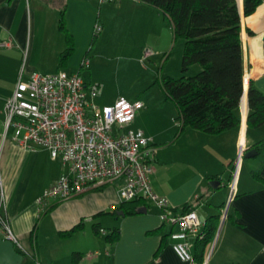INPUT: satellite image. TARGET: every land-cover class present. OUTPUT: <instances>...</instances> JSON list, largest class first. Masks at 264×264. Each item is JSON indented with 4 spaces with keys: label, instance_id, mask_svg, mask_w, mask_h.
<instances>
[{
    "label": "crops",
    "instance_id": "0c3cea01",
    "mask_svg": "<svg viewBox=\"0 0 264 264\" xmlns=\"http://www.w3.org/2000/svg\"><path fill=\"white\" fill-rule=\"evenodd\" d=\"M43 1L0 0V36L4 39L2 42H6L3 45L5 53H0V183L6 196L5 214L25 250L24 254L31 255L35 264H198L182 261L174 251V240L169 233L177 227L165 229V223L159 232H150L163 226L161 211L155 206L149 205L148 212L143 214L121 216L118 212L119 218L106 214L95 219L98 213L112 211L121 203L114 185L92 189L69 200L53 201L48 207L37 202L43 191L66 169L60 161L51 160L45 148L37 147L31 151L17 143L14 128H7L5 106L21 73H18L19 60L13 58L20 47H29L31 53L37 50L57 52L59 55L66 47L63 33V36L57 35L50 41L40 38L37 14L39 3ZM65 1L52 0V3L61 9L65 8ZM27 12L31 14L30 39L27 35ZM96 22L102 25L100 33L104 32L103 39L99 40L104 42L101 52L106 48L114 52L129 50L143 61L144 53L149 49L153 52L149 58L158 56L159 62L169 54L164 63L161 61L162 71L170 76L179 73L170 70L174 61L173 35L159 10L138 0L105 2L98 7ZM72 33L77 46L76 33ZM94 35L98 34L94 32ZM130 38H134V42H130ZM242 41L245 77L248 79L245 85L252 81L264 92V0L253 14L242 16ZM94 42L95 38L89 50L94 49ZM179 44L182 55L184 43L180 41ZM82 70L80 66L79 71ZM24 76L27 78L28 74ZM149 81L147 85L151 87L158 85L155 81L148 84ZM160 90H157L159 97L156 99L147 93L143 100L140 97L134 99L141 100L144 108L136 115L131 128L135 126L138 128L133 129L144 131L157 146L151 175L154 192L167 198L172 208L194 203L195 211L205 223L210 215L219 211L218 206L225 204V196L223 199L219 197V189L228 185L232 177L239 145L244 143L246 150L253 149V145L264 138V125L255 129L247 127L249 108L245 94L239 108L241 124L238 128L219 134H208L190 127L179 132L178 108L166 98L161 87ZM121 96L102 92L101 86L96 100L100 105L113 104ZM168 148L176 153L172 158L167 156ZM241 169L236 194L229 208L232 213L239 211L238 223L228 219L222 221L206 253V264H264V183L253 176V172H258L264 179V152L242 161ZM209 176L215 177L209 179ZM211 181H219L220 184L213 187ZM229 193L230 190L227 199ZM54 204L57 205L50 209ZM82 220L99 222L101 229L105 225L111 229L119 228V240L110 244L106 240L108 233H101V229L96 233L84 228L67 238L60 235V232L71 229ZM99 234L105 235V238ZM165 234H168V239L159 251ZM75 251L83 253L78 263L73 261ZM89 254L93 255L90 257ZM96 254L99 257L94 259Z\"/></svg>",
    "mask_w": 264,
    "mask_h": 264
},
{
    "label": "built area",
    "instance_id": "2783aa9c",
    "mask_svg": "<svg viewBox=\"0 0 264 264\" xmlns=\"http://www.w3.org/2000/svg\"><path fill=\"white\" fill-rule=\"evenodd\" d=\"M117 1L99 0V3ZM101 30L97 23L95 34ZM3 45L6 42H0V47ZM151 55L153 52L147 49L143 60ZM89 62L88 57L83 59L81 70L88 68ZM24 75L22 70L5 106L7 128H14V139L24 149L34 151L43 147L51 160L60 161L66 169L37 202L48 207L53 201L69 200L92 189L114 185L121 202L142 199L157 207L162 221L178 228L169 233L174 251L182 261L194 262V240L205 223L195 209L175 213L169 200L154 192L151 175L157 146L144 131L131 128L144 108L143 102L119 97L113 104L98 105L89 97L98 96L101 85L89 83L81 71L60 69L51 74L33 71L27 78ZM247 80L245 77L244 83ZM245 151L241 143L228 184V205L221 212L222 221L227 219L236 194ZM5 211L6 196L0 183V237L12 241L24 253ZM101 232L107 233L104 229Z\"/></svg>",
    "mask_w": 264,
    "mask_h": 264
},
{
    "label": "trees",
    "instance_id": "16d2710c",
    "mask_svg": "<svg viewBox=\"0 0 264 264\" xmlns=\"http://www.w3.org/2000/svg\"><path fill=\"white\" fill-rule=\"evenodd\" d=\"M145 5L159 10L169 24L173 42L184 40L182 54V72H187L194 64L201 70L194 76L182 75L174 78L165 74L163 63L169 54L163 58V63L155 83L160 85L167 99L173 101L178 108L177 122L179 132L190 127L208 134H219L238 128L241 124L240 104L247 94L249 112L246 118L248 128L255 129L264 125V92L258 89L252 81L244 83L245 65L242 41V16L253 14L263 0H243L241 11L238 0H138ZM59 29L65 36L66 47L59 55L58 69L67 66L76 52V39L67 25L66 8L59 17ZM258 154L264 152V138L253 145ZM253 176L264 183L258 172ZM215 176H209V179ZM54 204L50 209L54 208ZM150 206L142 199L123 201L112 211H102L94 216L112 214L121 216L138 214L141 207ZM210 215L194 240V262L203 264L206 253L211 245L222 219V208ZM194 203H186L181 208L175 207V213H185L194 210ZM238 210L229 212L227 219L238 223ZM159 229L150 231L159 232ZM85 228L84 220L69 230L60 232L64 238L71 237ZM94 231L99 233L101 224H93ZM119 228L111 229L106 240L114 244L119 240ZM168 234L162 237L159 251L165 246ZM25 256L23 252L17 249ZM158 251V252H159ZM157 252V253H158ZM83 253L75 251L73 261L78 263ZM42 264V263H41Z\"/></svg>",
    "mask_w": 264,
    "mask_h": 264
},
{
    "label": "rangeland",
    "instance_id": "374dc122",
    "mask_svg": "<svg viewBox=\"0 0 264 264\" xmlns=\"http://www.w3.org/2000/svg\"><path fill=\"white\" fill-rule=\"evenodd\" d=\"M64 4L66 8L67 25L72 32L76 33L77 46H76L75 54L69 60L67 66L61 68V70H65L67 72H72V71L78 72L82 60L85 57H88L90 61V66L89 68L82 70L81 74L83 77H85V79L92 80L94 81L93 83H99L102 86V92L103 91L108 92V94L111 95L119 94L122 95L121 97H125L128 100H134L135 98L138 97L142 99V97L144 98L146 93L151 95V97L154 99L159 97V92H157V90L161 91L160 86L152 85L153 87H151L147 85V82L151 80L149 81L150 83L148 84H152L156 80L158 76L159 66H161V61L163 60V57L166 55H164L162 57V60L159 62L160 57L158 56H153L151 58L141 61L139 59L140 57H135L136 53L130 52L129 50L125 51L124 49L114 52L110 50L108 51L106 48V50L101 52L100 47L103 46L104 42L103 41L100 42L99 40L103 39L104 32L99 33L97 36L94 35L95 32L94 26H96L95 24L97 23L96 20L98 16V7L100 5L99 0H66ZM39 8L40 10L39 13L37 14V23L38 26L41 27L40 38H44L46 41H50L57 35L63 36L58 26V21L61 13L60 10L63 7L61 9H57L55 5L52 3V0H44L43 2L39 3ZM26 17H27L26 21L28 25L27 35L29 36L30 39L31 37L30 33L32 32L30 12H27ZM93 38H95V42L93 44L94 49L89 50ZM2 40L4 39L0 36V42H2ZM134 40H135L134 38H130L129 41L134 42ZM180 41L184 43L183 39H179L178 42L177 41L172 42L174 61L172 60L173 63L171 65L170 70L172 72L179 71V73H174L172 77L179 78L182 75L194 76L201 70V66L198 64H196L195 68H190L185 73L181 72L182 55L180 53L181 50V45L179 44ZM4 50H5V46H1L0 53L4 54L5 53ZM99 50L100 52L98 53ZM96 52L98 55H96ZM13 58L19 60L20 62L18 73L24 70L26 74H29L33 71H39L42 73L51 74L60 70L58 69L59 53L57 52L34 50L33 53H31L29 47L28 48L24 47V49L20 47V51L17 52L15 55H13ZM176 58H177V65H176ZM8 60H9L8 57H6V61ZM156 63L158 64V66H156ZM13 68H15V65H13ZM96 97L95 99L89 97V100L100 105V103L96 100ZM132 128L137 129L138 127L134 126ZM175 154H176L175 152L173 153L168 148L167 150L168 157L172 158L173 156H175ZM246 160L247 158H245L244 156L243 161ZM245 169L246 166H244V170H243L244 173H245ZM241 172L242 169L239 175H241ZM226 182L227 179L225 183ZM219 190L221 191L219 193V197L223 199V197L225 196L223 201H225V207H226L228 205L227 192L230 190L229 185L223 186ZM152 209L156 210L155 208ZM94 222L95 221L93 220L84 221L85 228L87 229L88 232H94L93 230L94 228L92 225L94 224ZM168 228H170L169 224L166 225L165 229ZM104 229L107 233H109L111 230V228L107 227L106 225L104 226ZM99 235H101L103 239L105 238V235L103 234H99ZM97 255L98 254L94 255L93 258L96 259V257H99ZM21 264H35V260L31 255L25 253L24 260L22 261Z\"/></svg>",
    "mask_w": 264,
    "mask_h": 264
},
{
    "label": "water",
    "instance_id": "95a60500",
    "mask_svg": "<svg viewBox=\"0 0 264 264\" xmlns=\"http://www.w3.org/2000/svg\"><path fill=\"white\" fill-rule=\"evenodd\" d=\"M238 2L240 8L243 9V0H238ZM256 155H258V152L255 149H248L244 153L245 158H251ZM219 184V181H211L213 187H218ZM147 212L148 208L146 206L138 209V213L140 214ZM119 214H123V212L119 211ZM23 259V254L17 251L12 241L0 237V264H21Z\"/></svg>",
    "mask_w": 264,
    "mask_h": 264
}]
</instances>
